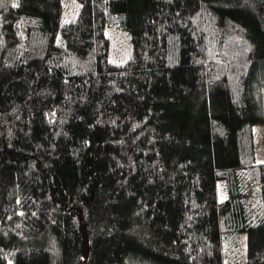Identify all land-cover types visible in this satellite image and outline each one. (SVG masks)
<instances>
[{"label":"trees","instance_id":"trees-1","mask_svg":"<svg viewBox=\"0 0 264 264\" xmlns=\"http://www.w3.org/2000/svg\"><path fill=\"white\" fill-rule=\"evenodd\" d=\"M73 6L0 0V264H264V0Z\"/></svg>","mask_w":264,"mask_h":264},{"label":"rangeland","instance_id":"rangeland-1","mask_svg":"<svg viewBox=\"0 0 264 264\" xmlns=\"http://www.w3.org/2000/svg\"><path fill=\"white\" fill-rule=\"evenodd\" d=\"M74 2V0H65V13H64V19L63 21H66V19L70 18V13L72 14L74 12V6L71 7V3ZM77 16V13L75 14ZM73 18V17H72ZM108 36L110 37L111 44L109 49V58L110 60L114 62H119L125 60L129 53V41L127 39V33L119 31L118 29L114 27H109ZM115 46V47H114ZM118 54H125L126 56L120 60V58L117 56ZM252 134H253V141H254V154L256 161H264V123L258 122L255 123L252 127ZM219 199L222 200L225 196V190H224V184L223 182H219ZM240 240V253L244 254V246H245V233L240 234L239 237ZM128 264H141L136 261H130Z\"/></svg>","mask_w":264,"mask_h":264}]
</instances>
